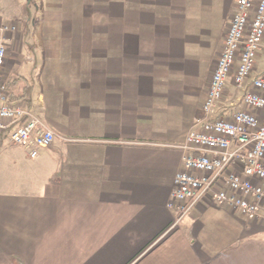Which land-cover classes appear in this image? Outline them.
Returning a JSON list of instances; mask_svg holds the SVG:
<instances>
[{
  "label": "crops",
  "instance_id": "1",
  "mask_svg": "<svg viewBox=\"0 0 264 264\" xmlns=\"http://www.w3.org/2000/svg\"><path fill=\"white\" fill-rule=\"evenodd\" d=\"M0 6L7 103L57 136L35 159L0 136V264H264V204L169 207L237 0ZM243 94L230 76L216 114Z\"/></svg>",
  "mask_w": 264,
  "mask_h": 264
},
{
  "label": "built area",
  "instance_id": "2",
  "mask_svg": "<svg viewBox=\"0 0 264 264\" xmlns=\"http://www.w3.org/2000/svg\"><path fill=\"white\" fill-rule=\"evenodd\" d=\"M7 29L0 25V36ZM261 51L264 0H237L203 105L204 118L180 147L184 168L176 175L169 203L179 220L200 200L227 204L249 219L259 218L264 204V75L252 73ZM6 53V46L0 44V133L13 129L10 142L35 159L39 149L52 146L57 136L30 109L7 103L2 86ZM230 76L236 90L244 94L230 105L229 114L217 115Z\"/></svg>",
  "mask_w": 264,
  "mask_h": 264
},
{
  "label": "rangeland",
  "instance_id": "3",
  "mask_svg": "<svg viewBox=\"0 0 264 264\" xmlns=\"http://www.w3.org/2000/svg\"><path fill=\"white\" fill-rule=\"evenodd\" d=\"M2 1H3V0H1V2H2ZM18 1H19L20 4L22 5V4H27L28 2L30 3L31 0H18ZM13 3H14V2H13ZM28 5H29V4H28ZM0 11L3 12V9L1 8V6H0ZM31 12H32V15H33L32 17L35 18V11L33 10V8H32V11H31ZM0 25H1V24H0ZM17 25H18V24H17ZM1 26H2V25H1ZM14 28H15V30H16V27H15V26H14ZM15 30H14V31H15ZM14 31H13V32H14ZM27 39H28L27 41L29 42V35L27 36ZM6 48H7V47H6ZM2 133H4V132H2ZM2 133H0V136L2 135Z\"/></svg>",
  "mask_w": 264,
  "mask_h": 264
}]
</instances>
